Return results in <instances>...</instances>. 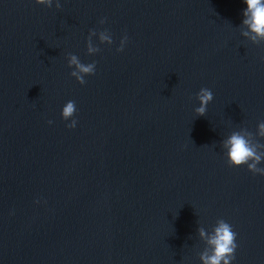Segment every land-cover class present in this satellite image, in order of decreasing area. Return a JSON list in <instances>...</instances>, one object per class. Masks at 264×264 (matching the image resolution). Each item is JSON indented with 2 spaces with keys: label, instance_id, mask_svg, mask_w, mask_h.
I'll use <instances>...</instances> for the list:
<instances>
[{
  "label": "water",
  "instance_id": "obj_1",
  "mask_svg": "<svg viewBox=\"0 0 264 264\" xmlns=\"http://www.w3.org/2000/svg\"><path fill=\"white\" fill-rule=\"evenodd\" d=\"M244 7L0 0V264H205L221 221L230 264H264V175L225 147L245 136L264 168V40Z\"/></svg>",
  "mask_w": 264,
  "mask_h": 264
},
{
  "label": "clouds",
  "instance_id": "obj_2",
  "mask_svg": "<svg viewBox=\"0 0 264 264\" xmlns=\"http://www.w3.org/2000/svg\"><path fill=\"white\" fill-rule=\"evenodd\" d=\"M37 3H46L49 0H36ZM245 5L243 9L244 19L242 23L246 26L247 32L251 33L254 39L264 40V0H243ZM107 39L108 37H103ZM91 50V49H90ZM71 63L76 64L79 73H89L93 71V65H83L78 63L76 57H72ZM73 75H77V78L83 82V76L74 72ZM212 92L210 89H202L199 94L201 106L197 109L198 114H203L205 111V105L211 100ZM75 101H69L62 108L61 116L63 119H67L75 110ZM52 123V121H49ZM76 126V120H72L67 124L68 128H74ZM264 130V124L261 125ZM225 147L227 149L228 162L233 166H240L246 164L249 159L253 160L252 164H249V170L253 174L264 175V168H257L256 162L261 160V155L256 152L255 148L249 143L245 136L234 133L226 141ZM203 235V233H201ZM236 232L233 230V226L226 221H221L214 232L208 239V243L211 247V253L203 255L202 259L205 264H230L234 259V251L237 247L235 242Z\"/></svg>",
  "mask_w": 264,
  "mask_h": 264
}]
</instances>
